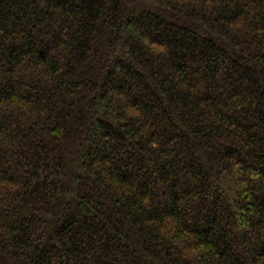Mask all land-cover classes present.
Instances as JSON below:
<instances>
[{
  "label": "trees",
  "instance_id": "16d2710c",
  "mask_svg": "<svg viewBox=\"0 0 264 264\" xmlns=\"http://www.w3.org/2000/svg\"><path fill=\"white\" fill-rule=\"evenodd\" d=\"M0 264H264V0H0Z\"/></svg>",
  "mask_w": 264,
  "mask_h": 264
}]
</instances>
